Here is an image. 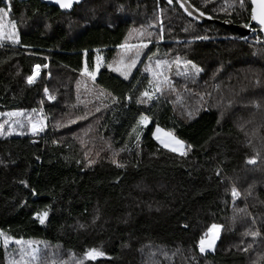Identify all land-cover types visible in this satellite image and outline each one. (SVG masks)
I'll list each match as a JSON object with an SVG mask.
<instances>
[{
    "label": "trees",
    "instance_id": "obj_1",
    "mask_svg": "<svg viewBox=\"0 0 264 264\" xmlns=\"http://www.w3.org/2000/svg\"><path fill=\"white\" fill-rule=\"evenodd\" d=\"M188 1L211 18L251 23L249 0L224 13L216 11L218 1ZM11 3L23 25L19 43L0 44V113L35 109L46 126L39 135L0 136V232L34 242L40 256L32 264H58L50 263L55 253L62 264H264V145L252 146L236 123L241 116L248 125L249 116L237 113L243 95L217 102L230 83L248 89L252 108L264 99L253 83L264 78L256 27L240 36L214 22L199 24L162 0H84L68 12L38 0ZM156 12L170 14L172 39L153 26L130 76L111 71L107 63L120 45L140 20L156 21ZM69 18L79 21L70 27ZM171 56L201 71L183 74L174 63L162 67L165 79L146 70L157 71L156 61ZM35 65L41 68L30 85ZM85 67L95 71L92 81ZM145 91L151 99L141 96ZM156 125L191 145L187 155L159 145ZM98 172L110 187L104 194H94L90 176ZM41 211L48 213L43 224L35 215ZM213 224L222 226L215 248L201 253L200 238ZM20 248L0 239V264L18 261ZM92 248L105 255L85 258Z\"/></svg>",
    "mask_w": 264,
    "mask_h": 264
},
{
    "label": "rangeland",
    "instance_id": "obj_2",
    "mask_svg": "<svg viewBox=\"0 0 264 264\" xmlns=\"http://www.w3.org/2000/svg\"><path fill=\"white\" fill-rule=\"evenodd\" d=\"M216 1L219 2L218 3V7L219 8L216 9V11L219 12V13L226 12L227 11L226 9H228V11H229L232 8H234L236 6V4L240 3V0H200V2L203 3V5L206 2L214 3ZM11 2H12V0H5V6L1 7V8H4L6 11H9V15H8V17H6L4 23L7 25L9 23V21H14L16 23V30L18 32L19 31L18 30L19 26L23 25L22 24V19L13 17L12 9H11V4H12ZM143 17H146V16H143ZM145 19H146L145 21L144 20H142V21L140 20V22L137 24V27H134V32H133L134 37L128 38L127 41L124 44H122V45H129V46H139V45H142V44L145 45L147 42H149V40H147V38H148V36H147L148 30L150 31L151 29H153V26L157 30V32H156L157 35L162 36V33H164L166 36L171 35L172 30L169 29V27H168L169 26L168 23L170 22V14L165 13V17L161 18V17H159V14L157 13V15H156V19L157 20L156 21L152 20V19H148V18H145ZM75 21L77 23L79 20L77 18H75V19L69 18L67 20L68 24H70L69 25L70 27H71L72 23H74ZM7 30L10 31L11 28L9 27ZM181 30H183L185 32L187 31L185 26H183ZM188 30H190V29H188ZM248 34H249V32H248ZM170 38L172 39V35L170 36ZM9 43H12V42L9 41V40H6V39L3 40V41H0V44H9ZM141 51H142V49L139 48V56L137 58V56H136L137 47H130V48L119 47L117 55L114 57L113 60H111L110 62L107 63V67L111 71H113L114 73H117V74H119V75H121L122 77L125 78V75L121 74V71H123V66L131 64L133 59H135V61H136L135 65H136L137 62L139 61V59L141 58V56H140V52ZM175 58L176 57L171 56L169 60H166V61L169 62L170 67L161 64L159 67L157 66V68H156L157 71H155V70L153 71L151 69L150 73L152 75H154V76L155 75L156 76L162 75L163 78H167L166 77L167 75H165V72L163 71L162 67L166 68L167 70L171 69L172 65L174 64L173 61L175 60ZM101 63H102V59H101ZM182 67L183 66H181V69H182ZM117 68H121V71H116L115 69H117ZM133 68H134V66L131 67L130 71L127 72V78L130 76ZM149 68H151V66ZM82 73L84 74L83 75L84 78L88 79V81H92L93 80V78L91 76L85 74L84 71H82ZM167 82L171 83L172 80L164 81V86H167V84H166ZM253 83L257 84V87L259 88V90H261V89L264 90V78L262 79V78L259 77L258 80H254ZM231 84L232 83H230L229 85L227 84L228 88L230 87V90L227 89L225 95H220V98L218 99L217 102L218 103L221 102L222 98L226 99V98H229V97L235 96V95L236 96H242L243 95L244 100H246L245 106L242 107L241 111H239V112L236 111V112L238 114L242 113V115L245 114V116H247V115L249 116V118L247 117L243 121V122L247 123L248 125L246 126L245 124H242L241 123V116H238L237 113L232 112V113H234V115L238 116V119H236V123L239 125L238 127L242 128L247 133L248 142L252 146L256 145V144L264 145V102H262V100L264 101V99L262 98V96H259V100L255 101L253 103V108H252L251 107V101H250L251 94H248V89L246 87H240L239 89H236V88L232 89L233 84L232 85ZM167 89L171 90L170 86L167 87ZM253 94L254 93H252V95ZM248 98H250V99H248ZM238 108H240V107H238ZM13 112H15V111H13ZM29 117H31L32 119L43 118L44 125L46 126V118L40 116L36 112H33V114H23L21 116L11 117V118L7 117V116L0 115V123H3L6 120L9 121L10 123L13 120H19L20 123L23 126L21 127L19 125L13 124L14 131L24 130V131L28 132L29 134H33L29 130V124H28ZM259 122H261V124H257ZM45 126H44V129H45ZM5 127L7 128V124L5 125ZM157 127H159V126L156 125V126L153 127L152 136H153V132L156 130ZM159 128L162 129L163 132H169V131L161 128V127H159ZM43 132H44V130L41 131V132H37L36 134H33V135H39V134H41ZM259 133L263 134V135H261L262 138L258 137ZM155 140L158 142L159 145H161L160 142L156 138H155ZM161 146L163 147V145H161ZM90 179L92 180L93 184H95V187L93 188L94 194L95 193L104 194L110 188L108 183H107V178L104 176V174H102V172H98V173L90 176ZM92 195H93V192H91V193L87 192V194H86L88 199H90L92 197ZM220 233H221V230L219 232V235H220ZM219 235H218V237H219ZM217 240H218V238H217ZM217 240H216V242H217ZM215 245H216V243H215ZM215 245H214L213 249L215 248ZM38 256H40V255H38ZM50 256H51V254H47L46 255V257H48V258H50ZM54 256H55L56 259L51 260L50 263L62 264L63 259L61 258V256L59 254H57V253H55ZM72 258L74 260L77 259L73 255H72Z\"/></svg>",
    "mask_w": 264,
    "mask_h": 264
},
{
    "label": "snow or ice",
    "instance_id": "obj_3",
    "mask_svg": "<svg viewBox=\"0 0 264 264\" xmlns=\"http://www.w3.org/2000/svg\"><path fill=\"white\" fill-rule=\"evenodd\" d=\"M79 0H55V3L61 8V9H71L75 3H78ZM169 3L172 2V0H168ZM240 6L244 7V0H240ZM204 13H201L203 15ZM9 11H6L4 8H0V41L3 40H9L13 44L19 43V36L18 32L16 30V23L14 21H9V23L6 25L4 23L6 17H8ZM191 15V13H189ZM251 20L257 22L261 26V30L264 31V0H251ZM245 27H248L249 25L245 24ZM11 28L10 31H8V28ZM151 35V33H149ZM199 39V38H198ZM122 48H130V47H137L136 56L138 58L139 56V48L146 47V45H139V46H129V45H120ZM135 59L132 60L131 64L123 66V71H121V68L115 69L116 71H121L122 75H125V78H127V72L130 71L131 67L135 66ZM101 58L98 56L96 58V66L97 70L100 66ZM173 63L176 64L177 68H181L183 66V74H187L188 71H191L192 73L196 74L201 71V69L193 63L191 60H181L180 57H176ZM157 66L159 67L161 64L169 66L170 64L168 61H156ZM44 68H47V65H43ZM41 68V65H35L32 70V74L26 77L28 84H33L35 82V79L39 75V70ZM147 71H151V68H147ZM84 73L91 76L93 79H95V72H88L87 67L83 69ZM166 79V78H165ZM151 83V82H150ZM159 90V88H157ZM45 95H48V89L45 88L44 90ZM141 96L146 97L148 99H151L152 93L145 91L141 93ZM54 96H49V99H54ZM138 102H147L144 101H138ZM36 110L33 109V112ZM0 115L7 116V117H18L23 115L22 110L21 111H15V112H7V113H0ZM74 122V121H73ZM141 124H147L148 123V117L141 116L140 118ZM7 124V131H5V125ZM13 124L23 126L19 120H13L11 123L9 121H4L3 123H0V136L7 135L14 131ZM29 124V130L36 134L37 132H41L44 130V120L43 118L39 119H32L29 117L28 119ZM153 136L160 142L161 145H163L164 148L171 150L174 153H179L181 156L187 155L186 149H191V145L185 146L184 142L182 140L177 139L172 133L170 132H163L162 129L159 127L156 128V130L153 132ZM137 140H139V136H137ZM249 164L255 163V158H251L247 161ZM89 164L94 163V161L89 160ZM113 163H116L115 160H113ZM118 167H123L122 164H118ZM21 183H24V181H21ZM232 198L235 200L240 193L237 191L235 187L231 190ZM36 218L40 221L41 224L45 222V218L47 217L48 213L47 211H41L35 214ZM220 225L213 224L211 227L208 228L207 232L204 233V235L200 238L199 241V250L201 253H204L206 250L213 249L216 240L218 238L219 232L221 230ZM258 233L251 232L250 235L256 236ZM0 239L3 240V243L5 246L9 244V242H14L21 246L20 252L21 257L18 261H13L12 264H32V261L38 260V254H39V248L33 247L32 241H25L23 239H15L9 236H6L3 232H0ZM85 258L88 259H96L97 257H102L105 255L104 252L92 248L85 252Z\"/></svg>",
    "mask_w": 264,
    "mask_h": 264
},
{
    "label": "water",
    "instance_id": "obj_4",
    "mask_svg": "<svg viewBox=\"0 0 264 264\" xmlns=\"http://www.w3.org/2000/svg\"><path fill=\"white\" fill-rule=\"evenodd\" d=\"M18 1L22 2V1H26V0H18ZM38 1L43 3V4H46V5L57 7L62 12H68L73 8L72 7L71 9H61L55 3V0H38ZM83 1L84 0H79V2L75 3L74 5L80 4ZM162 1L166 2L167 4H170L168 2V0H162ZM172 2H175L179 6L181 11L185 14V16H187L189 19L195 20L199 24H201L205 21L214 22V23L219 24L225 28H229V29L233 30L235 33H237L240 36L247 35L250 26L254 25L257 29V32L259 34H261V36L264 40V31L261 30V26L255 21L251 20V23L249 24V26L245 27L243 24H233V22L231 20H221L220 21L218 19L211 18V16H209L205 13L203 15H201V13H203V12H201L200 10L195 8L188 0H172ZM249 3H250V7H251V0H249ZM189 13H191V15H189ZM250 13H251V8H250Z\"/></svg>",
    "mask_w": 264,
    "mask_h": 264
},
{
    "label": "built area",
    "instance_id": "obj_5",
    "mask_svg": "<svg viewBox=\"0 0 264 264\" xmlns=\"http://www.w3.org/2000/svg\"><path fill=\"white\" fill-rule=\"evenodd\" d=\"M248 32H249V34H251V33L253 32V30L249 28V31H248ZM43 92H44V91H43ZM49 96H53V95H51V94H49V93H48V95H45V92H44V97H45L46 99H49ZM49 100H53V99H49Z\"/></svg>",
    "mask_w": 264,
    "mask_h": 264
},
{
    "label": "crops",
    "instance_id": "obj_6",
    "mask_svg": "<svg viewBox=\"0 0 264 264\" xmlns=\"http://www.w3.org/2000/svg\"><path fill=\"white\" fill-rule=\"evenodd\" d=\"M212 250H213V249H210V250H206L205 252H209V251H212ZM205 252H204V253H205Z\"/></svg>",
    "mask_w": 264,
    "mask_h": 264
}]
</instances>
